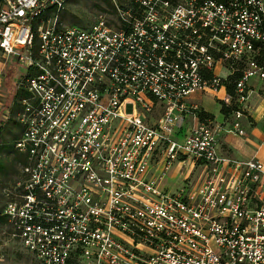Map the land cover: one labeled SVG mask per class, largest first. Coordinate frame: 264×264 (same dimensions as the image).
<instances>
[{
	"label": "built area",
	"instance_id": "1",
	"mask_svg": "<svg viewBox=\"0 0 264 264\" xmlns=\"http://www.w3.org/2000/svg\"><path fill=\"white\" fill-rule=\"evenodd\" d=\"M65 1L0 0V57L27 94L26 160L2 190L13 235L40 264H264V161L219 137L247 134L264 0H114L84 27L44 16ZM201 95L233 108L223 123Z\"/></svg>",
	"mask_w": 264,
	"mask_h": 264
},
{
	"label": "rangeland",
	"instance_id": "2",
	"mask_svg": "<svg viewBox=\"0 0 264 264\" xmlns=\"http://www.w3.org/2000/svg\"><path fill=\"white\" fill-rule=\"evenodd\" d=\"M128 0H117V2H127ZM59 10L55 9V12H50L48 17H57L64 25H77L84 27L92 24L99 12L113 11L114 0H66ZM0 141H6L12 139L18 134L19 127L16 124L14 117L10 121H5V114L11 110L16 98V90L18 86V79L21 74L25 73L23 65L14 61L13 57L7 61L0 57ZM8 68L13 69L18 75L14 77L12 82L6 81ZM223 69V68H222ZM220 74L225 76L228 72L223 69ZM253 93L250 100L252 103L251 111H247L248 121L252 122V126H257L264 130V82H256L253 87ZM221 100L212 97H204L203 103L217 116V121L223 122V116L220 113ZM3 104L6 106L5 110L1 108ZM250 104V103H249ZM7 143V142H6ZM7 145L0 144V160L3 159L6 167L0 168V212L5 203V197L3 195V187L6 184L13 183L19 177V168L22 162L16 161L15 150H10ZM263 151H261L262 154ZM1 160V161H3ZM179 169V165L173 166L171 174ZM200 171L196 170L191 174V180L195 181L199 178ZM181 176L170 178V189H175L173 184H179ZM1 218V215H0ZM0 264H40L34 257L27 252L17 236L13 235V228L8 223L0 220Z\"/></svg>",
	"mask_w": 264,
	"mask_h": 264
},
{
	"label": "crops",
	"instance_id": "3",
	"mask_svg": "<svg viewBox=\"0 0 264 264\" xmlns=\"http://www.w3.org/2000/svg\"><path fill=\"white\" fill-rule=\"evenodd\" d=\"M256 82H264V79L254 78L250 81L249 84L250 97L251 94L254 92L253 87H255ZM204 97L207 96L206 95L195 96V99L197 102L199 101L201 103V105L204 107L206 111L216 115L213 111H211L208 107L204 105L203 103ZM249 103L250 104L248 105L249 106L248 111L250 112L252 108L251 100H249ZM220 113H221V104H220ZM215 120L217 121V116H215ZM242 124L247 133L244 137L234 136L230 133H227L225 130L227 126H224L223 124V129L220 132L221 135L219 136L220 143L222 144V149H223L222 151L236 158H250L253 156H257L264 161V130H262L257 126H252L253 123L248 121V117L242 119ZM261 151H263L262 154ZM171 175H172L171 177H174L176 175V171Z\"/></svg>",
	"mask_w": 264,
	"mask_h": 264
},
{
	"label": "trees",
	"instance_id": "4",
	"mask_svg": "<svg viewBox=\"0 0 264 264\" xmlns=\"http://www.w3.org/2000/svg\"><path fill=\"white\" fill-rule=\"evenodd\" d=\"M50 12H55V8H49L45 13H44V16L45 17H48L47 15L50 13ZM261 51H262V53L264 54V46H262V48H261ZM8 74H7V76H6V81L8 82V83H10V82H12V80L14 79V77H16L18 74L13 70V69H10V68H8V72H7ZM212 74L211 73H206V76L207 77H210ZM240 73L239 72H236V73H234V74H231V75H229L228 77H227V79H225L224 80V83H225V85H226V87H227V91L229 92V93H233L234 92V90H235V81L240 77ZM26 92H24V91H18V92H16V96H15V98H16V100H15V103H14V105H13V107L11 108V110H10V117H9V119L7 120V121H10L11 119H12V116L14 117V119H15V121H16V124L18 125V127H19V132H18V134L12 139V141H10V140H6V141H0V144L1 145H9L8 146V148L10 149V150H15V152H16V161H18V162H23V161H25L26 159H25V157L21 154V153H19L18 152V150L15 148V142L19 139V137H20V135H21V131H22V129H21V126H20V124H19V122L16 120V113H18L17 111L20 109V100H21V98L23 99L24 97H26ZM220 103H222L221 104V113H222V115H224L225 117L226 116H228V115H230V113H231V111H232V109L233 108H231V107H228V106H226L225 104H224V102H222V101H220ZM5 105L3 104V107L1 108V110L2 111H4L5 110ZM200 117H201V119H207V118H211V119H214L215 118V116H214V114L213 113H210V112H207V111H202L201 113H200ZM6 121V122H7ZM7 142V143H6ZM1 160H3V159H1ZM0 160V168L1 169H4L5 167H6V164H5V162H4V160L3 161H1ZM0 215H1V218H0V220H2V221H4L5 223H7V218H6V216L2 213V209H1V212H0Z\"/></svg>",
	"mask_w": 264,
	"mask_h": 264
}]
</instances>
